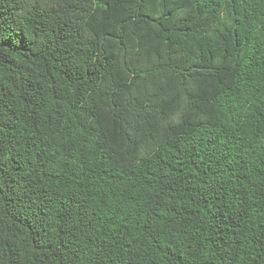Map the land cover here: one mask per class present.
I'll use <instances>...</instances> for the list:
<instances>
[{
	"label": "trees",
	"instance_id": "16d2710c",
	"mask_svg": "<svg viewBox=\"0 0 264 264\" xmlns=\"http://www.w3.org/2000/svg\"><path fill=\"white\" fill-rule=\"evenodd\" d=\"M0 264H264V0H0Z\"/></svg>",
	"mask_w": 264,
	"mask_h": 264
}]
</instances>
